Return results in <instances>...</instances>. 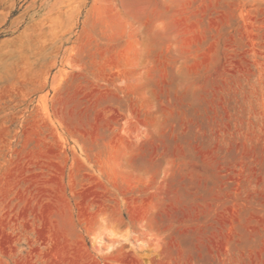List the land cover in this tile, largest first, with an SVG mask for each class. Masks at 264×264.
<instances>
[{
    "label": "rangeland",
    "instance_id": "374dc122",
    "mask_svg": "<svg viewBox=\"0 0 264 264\" xmlns=\"http://www.w3.org/2000/svg\"><path fill=\"white\" fill-rule=\"evenodd\" d=\"M0 264H264V0H0Z\"/></svg>",
    "mask_w": 264,
    "mask_h": 264
}]
</instances>
